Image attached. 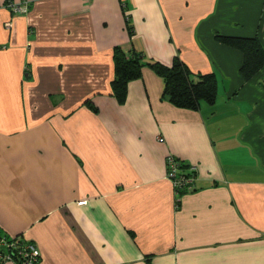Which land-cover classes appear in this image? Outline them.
Wrapping results in <instances>:
<instances>
[{
  "label": "crops",
  "instance_id": "crops-1",
  "mask_svg": "<svg viewBox=\"0 0 264 264\" xmlns=\"http://www.w3.org/2000/svg\"><path fill=\"white\" fill-rule=\"evenodd\" d=\"M8 1L0 232L32 240L37 264H264V74L245 81L242 52L216 37L264 44V0ZM117 46L215 73L216 103L175 105L148 66L120 103ZM170 155L196 167L182 195Z\"/></svg>",
  "mask_w": 264,
  "mask_h": 264
},
{
  "label": "trees",
  "instance_id": "trees-1",
  "mask_svg": "<svg viewBox=\"0 0 264 264\" xmlns=\"http://www.w3.org/2000/svg\"><path fill=\"white\" fill-rule=\"evenodd\" d=\"M133 33V27L128 24ZM216 37L224 44L240 50L243 62L240 73L245 81L253 79L258 73L264 74V44L257 37L222 36ZM115 74L111 82L112 94L123 103L127 97L128 85L132 80L142 77V69L148 66L164 79V97L179 107L197 109L201 102L214 105L218 95V79L215 73L195 75L179 56L170 66L149 59L144 52L134 50L126 55L121 47L114 48ZM264 78V77H263ZM176 158V157H175ZM177 159V158H176ZM176 161H179L178 159ZM190 165L179 162V174L192 176ZM187 187L178 192L182 195ZM0 234H2L0 232ZM9 236L7 234H2Z\"/></svg>",
  "mask_w": 264,
  "mask_h": 264
},
{
  "label": "built area",
  "instance_id": "built-area-1",
  "mask_svg": "<svg viewBox=\"0 0 264 264\" xmlns=\"http://www.w3.org/2000/svg\"><path fill=\"white\" fill-rule=\"evenodd\" d=\"M8 7L12 9L15 14H25L29 10V1L20 0L16 2L14 0L8 1ZM7 26H11L10 22H6ZM177 159L170 155L167 158V178L172 181L175 191L178 194L179 191L192 188L196 179V167L190 165L188 171L193 173L192 176H184L179 174V162ZM41 258V251L37 245L30 239H27L24 235L19 236H4L0 234V264H37Z\"/></svg>",
  "mask_w": 264,
  "mask_h": 264
}]
</instances>
